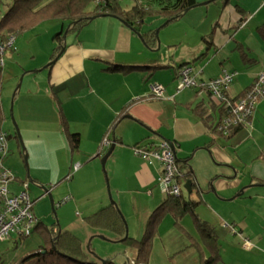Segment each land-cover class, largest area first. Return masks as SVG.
I'll return each instance as SVG.
<instances>
[{
	"label": "crops",
	"instance_id": "obj_1",
	"mask_svg": "<svg viewBox=\"0 0 264 264\" xmlns=\"http://www.w3.org/2000/svg\"><path fill=\"white\" fill-rule=\"evenodd\" d=\"M196 1L199 5L165 25L169 28L159 48V40L156 47H148L129 25L112 15L97 16L90 26L68 33L67 39L72 41L65 43L61 56L51 63L52 67L49 65L47 79L28 84L19 95L21 106L28 111L25 130L31 133L27 127L31 125L37 131L30 135L39 138L29 139L33 145L48 147L47 138L51 135L63 134L68 139L61 123L62 111L68 130L80 138L73 154L82 153L85 162L104 156L117 139L113 151L125 156L120 168L109 171L112 188L118 194L119 206L135 198L133 211L140 212L138 228L146 227L153 209L168 193L158 182L162 163L136 155L133 147L161 140L173 142L179 163L185 164L184 174L190 172L189 177H182V191L183 187L187 190L182 195L188 201L199 202L196 213L210 227L229 221L226 227L232 228L235 240L242 241L241 245L231 243L251 258L245 264H264V148L253 131L243 130L251 126L261 133L264 118L254 115L251 124L225 136L216 130L221 107L207 90H176L178 70L188 64L199 80L236 70L228 93L231 97L245 93L264 71V36L260 33V28H264V0ZM149 18L142 33L167 20ZM153 18L161 20L152 23ZM133 65L156 68L122 71L115 67ZM154 84L165 87L164 96L152 94ZM263 103L256 107L257 112H262ZM105 138L111 141L109 147ZM9 169L15 178L10 188L18 193L22 183L29 182L21 179V173ZM187 179L192 180V192L185 187ZM98 190L104 203L105 182L98 183ZM72 195L78 202L84 199L81 194ZM73 196L67 197L70 200ZM33 201L36 203L37 199ZM108 205L113 204L104 206ZM93 232L94 236L101 234ZM200 250L206 257L207 250ZM224 262L238 264L227 258Z\"/></svg>",
	"mask_w": 264,
	"mask_h": 264
},
{
	"label": "rangeland",
	"instance_id": "obj_2",
	"mask_svg": "<svg viewBox=\"0 0 264 264\" xmlns=\"http://www.w3.org/2000/svg\"><path fill=\"white\" fill-rule=\"evenodd\" d=\"M47 1L49 0H42L41 5ZM9 2L11 0H0V13L6 12ZM129 3L125 2L124 6L126 7ZM94 7L95 2H92L89 9ZM149 19L152 20V18ZM157 20L154 19L152 23ZM89 24L91 22L86 26H90ZM161 26L156 27V29ZM68 27V21L60 18L45 21L35 29L19 33L16 37V49L8 47L5 55L0 57V59H3L0 70L2 71V108L4 113L1 128L13 135L10 138L9 155L4 164L16 174L21 173L20 175H23L21 179L29 182L30 194L33 199H37L34 204V211L44 224L55 225L61 230L68 229L74 232L82 240L84 249L90 259L95 260L94 258L97 256L106 260L112 259L115 264H124L126 261L132 262L136 252L134 248L122 240L125 236L117 239L114 232L91 227L84 220V216L97 211L104 205L111 204L114 200L128 224V236L136 239L143 236L145 228L142 226L138 228V214L140 212L135 214L136 211H133L135 198L123 201L122 205L119 206L118 194L112 188L109 171L112 168H120L125 153L122 152L117 155L118 153L113 151L112 156L106 162L105 168H103V154L85 162L82 160L85 155L82 153L73 154L72 146L63 134L49 136L47 138L48 147H45V145L38 146L29 142L30 135L37 132L32 130L31 125L27 126L31 133L26 132L28 111L21 106L22 99L19 95L26 91L28 84L33 85L47 79L50 74L48 65L52 62L51 55L59 44L58 40H54V35L57 32L67 30ZM168 28V26H165L160 29V43H162V38ZM72 34H70V37ZM67 41L72 40L66 37L65 43ZM263 101L264 98L259 101L257 107ZM262 105L264 106V103ZM257 114L264 118V107L261 113L256 110L254 115ZM14 122H17L21 132V138L26 149L25 155H28V167L25 155L22 153L23 147L15 137ZM246 129H249V132L253 131L257 142L264 148V130L258 133L251 126L243 130ZM31 139L39 140L38 136ZM48 159L52 165H49ZM28 168L31 178L28 177ZM107 178L110 183L112 197L107 188ZM100 181L106 184V191L103 193V196H105L104 203L101 200L102 194L98 190ZM43 186L50 190L55 207H53L51 197L45 193ZM72 193L81 194L84 199L78 202ZM183 194H187L184 187ZM67 196H73V198L64 201ZM141 203V200H139V204ZM201 220L203 221V219ZM175 222L173 215L167 214L159 223L153 237L149 264H202L201 262L209 256L207 244L203 239V233L205 232L197 226L190 213L182 219V223L179 225ZM228 222L221 223L220 221L218 225L214 223L215 227H210L208 230L214 237H218L217 242L221 253L220 264L225 263V258L237 261L238 264H245L251 258L245 252L234 248L231 241L237 245H241L242 241L239 243L234 239V231L231 227H226ZM93 230L101 234L94 236ZM90 231L93 233L90 234ZM227 234L229 235L227 236ZM231 238L233 240H230ZM43 244L44 239L39 231L33 230L32 234L25 238L13 234L10 238L0 241V264H15L25 255L37 251ZM201 247L207 250L206 257L203 256L200 250Z\"/></svg>",
	"mask_w": 264,
	"mask_h": 264
},
{
	"label": "trees",
	"instance_id": "obj_3",
	"mask_svg": "<svg viewBox=\"0 0 264 264\" xmlns=\"http://www.w3.org/2000/svg\"><path fill=\"white\" fill-rule=\"evenodd\" d=\"M42 0H11L6 12L0 13V40L6 41L9 35H17L28 30H32L41 23L52 19L67 20L70 32H79L92 20L94 15H112L129 25L138 35L141 34L148 47L153 48L157 45L156 29H150L142 33V26L149 17H163L173 21L186 12L190 7L197 4L196 0H49L41 5ZM95 2V7L89 9V5ZM125 2H130L126 7ZM64 31L54 35V40L59 44L55 49L53 59L60 53L65 46ZM261 35L264 36V28H260ZM53 64L50 66L52 67ZM186 65V64H185ZM117 70H154L155 66H115ZM2 71L0 70V128L4 118L2 108ZM242 92L239 96H242ZM61 123L67 133L68 140L75 152L80 145V138L77 133L68 130V121L62 111ZM243 125L234 128L229 135L237 133ZM223 135V134H222ZM226 135V136H229ZM9 133V138H12ZM15 137L22 147L20 138L15 131ZM117 140V139H116ZM140 144V143H139ZM137 144V145H139ZM23 150V149H22ZM25 155L26 150L22 151ZM179 163V160H178ZM183 176H190V172H183L185 164L179 163ZM197 201H188L183 195L174 196L168 194L167 198L149 216L145 232L140 239L128 236L125 240L135 249V258L126 261L124 264H149V257L152 242L157 227L161 220L167 215L172 214L175 223L180 221L187 214H192L194 222L201 228L204 242L207 244L210 255L205 258L202 264H220L221 253L217 242V237L209 233L210 226L201 220L196 213ZM86 223L94 228L112 231L117 235V239L125 236V223L120 216L117 208L113 205L104 206L97 212L85 216ZM206 227V229H204ZM34 230L39 231L44 239V244L35 252L27 254L15 264H103L98 257L90 259L83 247L82 240L70 230H61L55 225H47L39 222ZM25 238V237H21ZM95 257V256H94ZM106 264H115L111 259Z\"/></svg>",
	"mask_w": 264,
	"mask_h": 264
},
{
	"label": "built area",
	"instance_id": "obj_4",
	"mask_svg": "<svg viewBox=\"0 0 264 264\" xmlns=\"http://www.w3.org/2000/svg\"><path fill=\"white\" fill-rule=\"evenodd\" d=\"M100 1V0H97ZM16 49V36L9 35L6 41L0 40V57L5 55L7 48ZM3 59H0V65ZM237 72L224 71L222 75L209 80H199L191 65H183L178 70L177 92L185 88H201L207 90L221 107L222 115L216 130L223 135L241 125L251 124L258 102L264 98V71L260 72L251 86L242 96L231 97L229 90ZM162 84L152 86V94L162 97L165 94ZM9 132L0 128V241L10 238L13 234L18 237H28L39 223L34 212V201L29 193V183H22V189L14 193L10 185L14 182V174L4 164L9 153ZM109 147L111 141L104 139ZM136 155L144 158H156L162 163V174L159 184L163 190L174 196H180L182 191V172L178 163L177 145L168 140L154 144H139L133 147ZM69 200L67 197L64 201Z\"/></svg>",
	"mask_w": 264,
	"mask_h": 264
},
{
	"label": "water",
	"instance_id": "obj_5",
	"mask_svg": "<svg viewBox=\"0 0 264 264\" xmlns=\"http://www.w3.org/2000/svg\"><path fill=\"white\" fill-rule=\"evenodd\" d=\"M209 1H212V0H209ZM197 5H199V4H196V5H194L193 7H195V6H197ZM190 8H192V7H190ZM190 8H188V9L186 10V12H187ZM102 15H105V14H101V16H102ZM97 16H100V15H94V16L91 17V19H94V18H96ZM169 22H170V19L166 20V21L164 22V24H163L161 27L167 25ZM161 27L156 29V35H157V38H158V40H159V43H160L159 31H160ZM68 31H69V27H68V29L65 30L64 33H63V37H64L65 39H66V37H67ZM139 36H140V38L143 39V37H142L141 34H139ZM63 51H64V48L60 51V53L56 56V58L52 60L51 63H55L56 60L61 56V54H62ZM51 63H50L49 65H51ZM49 65H48V67H49ZM20 86H21V84L19 85V87H20ZM128 117H130V116H128ZM13 119H14V117H13ZM14 125H15V129H16L17 136L20 138V141H21V144H22L23 150L25 151L26 149H25V147H24L23 140H22V138H21V132H20V129H19V127H18L17 122H14ZM115 146H116V140L112 143V145H111L110 149L108 150V152L103 156V159H102L103 168H105L106 162H107L109 156L112 154V152H113ZM25 161H26V164H27V167H28V155H25ZM29 171H30V170H29V168H28V177L30 178L31 176H30V172H29ZM107 180H108V178H107ZM185 187L188 189L189 192H192V180H191V179H187V180H186ZM43 188H44V190H45V193H47V194L51 197L52 205H53V207H55L54 200H53V198H52V195H51L50 190H49L48 188H46L45 186H43ZM108 190H109V194H110V196H111L112 193H111V191H110L111 189H110V183H109V180H108ZM111 197H112V196H111ZM112 204L117 208V210H118L120 216L122 217V219H123V221H124V223H125V237L122 239L123 241H125L126 238L128 237V224H127V222H126V220H125V218H124L122 212L120 211V208L118 207V204H117L114 200H112ZM98 259H99L100 261H102L103 264H106L107 262L110 261L109 259H108V260L103 259V258H98Z\"/></svg>",
	"mask_w": 264,
	"mask_h": 264
}]
</instances>
